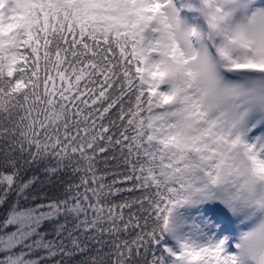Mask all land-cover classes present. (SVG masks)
Returning a JSON list of instances; mask_svg holds the SVG:
<instances>
[{
    "label": "snow or ice",
    "instance_id": "1",
    "mask_svg": "<svg viewBox=\"0 0 264 264\" xmlns=\"http://www.w3.org/2000/svg\"><path fill=\"white\" fill-rule=\"evenodd\" d=\"M0 264H264V0H0Z\"/></svg>",
    "mask_w": 264,
    "mask_h": 264
}]
</instances>
